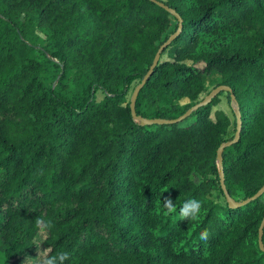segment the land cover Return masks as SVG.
Wrapping results in <instances>:
<instances>
[{"label":"trees","instance_id":"1","mask_svg":"<svg viewBox=\"0 0 264 264\" xmlns=\"http://www.w3.org/2000/svg\"><path fill=\"white\" fill-rule=\"evenodd\" d=\"M158 1L170 10L150 0H0L3 264L28 257L41 234L42 264L61 254L62 264H264V194L241 205L264 187V0ZM172 10L181 32L137 114L177 119L218 76L214 88L236 97L227 93L234 123L221 110L211 118L224 93L188 125L133 118L130 91L179 29ZM238 114L241 138L223 153L231 206L217 151L234 139ZM192 201L198 211L183 215Z\"/></svg>","mask_w":264,"mask_h":264},{"label":"water","instance_id":"2","mask_svg":"<svg viewBox=\"0 0 264 264\" xmlns=\"http://www.w3.org/2000/svg\"><path fill=\"white\" fill-rule=\"evenodd\" d=\"M152 2L157 3L158 5H160L161 7L165 8L166 10H170L163 2L158 1V0H150ZM173 16L175 18H177L179 20V29L177 30V32L172 35L158 50L157 54L155 55V58L153 60V64L149 70V72L142 78L141 82L139 84H137V86L135 87L131 99H130V109H131V114L133 116V118L137 121H139L141 123V125L143 126H152V125H174V124H180L182 122H184L185 120H187L188 118L191 117L192 113L195 111H198L199 109L206 107L208 105H210L212 103V101L217 98L220 94L222 93H228L231 95V99L233 102L236 101V97L233 94V91L230 87L226 86V85H221L218 86L216 88H214L203 100H201L198 104H196L195 106H193L191 109H189L184 115H182L181 117L177 118V119H173V120H165V119H145L143 117H141L140 115L137 114L136 111V103H137V99L138 96L140 94V91L143 89V87L146 85V83L150 80V78L152 77L156 67L158 66L160 60H161V56L164 52V50L166 48H168L171 43L176 39V37L179 35V33L181 32V28H182V19L180 18V16L175 12V11H171ZM236 112L238 113V110H236ZM241 132H242V120H241V116L238 114L237 115V129H236V133L234 136V139L228 142H225L223 144H221V146L219 147L218 151H217V160H218V164H219V168H220V176H221V186L226 194V198L227 201L229 202V204L231 206H237L239 205L228 193L227 188L225 186V177H224V170H223V153L225 151L226 148L231 147L235 144H237L241 138ZM264 194V187L262 188V190L256 194L253 198L241 203L242 204H246L248 202H250L251 200H255L259 197H261ZM263 238H264V220L260 226V230H259V244L262 250H264V242H263Z\"/></svg>","mask_w":264,"mask_h":264},{"label":"rangeland","instance_id":"3","mask_svg":"<svg viewBox=\"0 0 264 264\" xmlns=\"http://www.w3.org/2000/svg\"><path fill=\"white\" fill-rule=\"evenodd\" d=\"M220 81H221V78L218 76H214L212 78H209L206 81V91L201 95L200 101L203 100L214 89V87L220 83ZM131 95H132V91H130V93H129L130 99H131ZM97 98L100 101L104 98V96L102 93H99L97 95ZM220 98H221V102L217 107L213 108L211 118L214 119L215 112L217 110H221V111L225 112L230 117L232 122L234 123L235 116L233 113V108H235V105L232 106L230 104L228 97H227V93H224ZM187 103H188L187 99L181 101V104H183V105L187 104ZM191 122H192V120L189 119L186 122H184V124L188 125ZM231 129L232 130L234 129L233 124H232ZM43 239H44V234H41L38 238L39 246L37 247V249L33 253H31L28 257H26L25 259L20 260L19 262H15L14 264H42L44 261V258L46 256V251L41 248V243H42ZM0 264H3V262H0Z\"/></svg>","mask_w":264,"mask_h":264},{"label":"clouds","instance_id":"4","mask_svg":"<svg viewBox=\"0 0 264 264\" xmlns=\"http://www.w3.org/2000/svg\"><path fill=\"white\" fill-rule=\"evenodd\" d=\"M167 206L170 208L171 207V201L168 200L167 201ZM199 209V203L192 201L189 204L185 205V208L182 210V214L187 216L189 214V210H191L193 213L198 211ZM38 224L40 223V221L37 222ZM201 238L202 239H207L208 238V232L205 231L203 233H201ZM67 259V254H61L58 257H52L51 259L47 260V264H56L57 260H59L62 264V262Z\"/></svg>","mask_w":264,"mask_h":264}]
</instances>
